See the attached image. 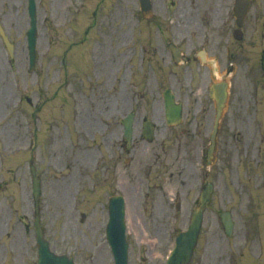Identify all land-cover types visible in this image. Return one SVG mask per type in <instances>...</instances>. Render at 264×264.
I'll return each instance as SVG.
<instances>
[{
	"label": "rangeland",
	"instance_id": "374dc122",
	"mask_svg": "<svg viewBox=\"0 0 264 264\" xmlns=\"http://www.w3.org/2000/svg\"><path fill=\"white\" fill-rule=\"evenodd\" d=\"M153 1L156 12L163 2L169 10L158 34L162 42L171 40L169 28L185 33L180 27L201 24L204 16L217 23L224 7L222 0ZM251 1L241 40L226 33L225 41L217 36L216 27H204L212 63L198 64L202 71L197 74L195 67L171 63L158 36L149 40L140 36L142 22L134 15L137 0H37L39 57L36 67L28 71L26 0H0V16L15 45L9 59L0 43V165L4 173L0 177L7 181L0 196V264H33L35 259L33 205L25 166L27 125L35 121L25 101L18 103L24 94L40 107L34 111L38 124L31 132L38 134L34 153L45 176L41 225L53 250L72 255L76 264H113L105 239L106 197L118 189L119 180L127 200L128 264H164L174 237L187 226L195 207L192 197L205 175L213 191L191 264H264V77L259 69L264 0ZM215 2L222 3L221 9ZM217 39L225 41L221 47L229 45L239 52L237 58L227 61L225 48L216 52ZM140 46L150 57L147 63L140 59ZM230 63L234 70L226 75L230 94L218 126L217 150L209 165L200 169L197 156L209 143L206 136L214 103L204 90L203 95L191 91L198 88L197 75L215 81ZM213 66L216 77L202 75ZM164 87H172L186 102L185 120L173 127L180 140L188 137L181 127L196 131L195 123L200 122L201 131L191 145L178 147L174 142L179 139L165 126L164 149L155 150L149 143L150 150L139 148L135 163L124 166L133 155L119 151L125 107L136 110L139 118L158 115L161 119ZM199 103L208 104L207 120L203 113L195 115ZM190 119L188 125L185 121ZM159 126H164L162 121ZM156 133L155 141L160 143L158 129ZM156 152L160 157L153 165ZM117 156L118 169L111 174L105 167ZM149 182L161 184L162 190H154L147 199L144 183ZM224 210L232 213L235 222L231 236L221 224Z\"/></svg>",
	"mask_w": 264,
	"mask_h": 264
},
{
	"label": "flooded vegetation",
	"instance_id": "af4514ba",
	"mask_svg": "<svg viewBox=\"0 0 264 264\" xmlns=\"http://www.w3.org/2000/svg\"><path fill=\"white\" fill-rule=\"evenodd\" d=\"M164 1V0H163ZM224 3V7H223V12H222V15H221V18L219 21H221V29L218 28V23L219 21L216 23H213L214 22V19L212 17H205L204 16V22L202 21L201 24L199 23H196L194 26L192 25H184V27H180L182 29L185 30V33H179L178 31H176L175 33L170 30V28L168 29L169 33L172 35L171 36V40H167V41H161V36L158 35L159 32L162 30V25L163 23H165V21L162 19V18H167L168 16L165 14L166 12H168L169 10L164 6V2L161 4V11L159 12H156V9H153L154 12H156V14L158 15V18L156 17H147L145 18L143 16V13L140 11L139 14H140V18H141V21L142 23H140V32H144V31H147L148 33H150L149 35H145V37L149 40L152 39V35H155L156 37L158 36V39L157 41L159 42L160 45L164 46L166 48L165 50V54L167 56V58H169L171 61H173V63H178V61H184L186 62V64H188L191 68H194V65H196V73L199 74V71L201 70V66L202 65H198V64H202V62H204V58H206L208 56L210 52L209 50V47H210V44H209V36H208V31L205 29V28H211V27H216L214 29V31L217 33V36L220 37V38H223L225 39V41L227 40L225 38V34L230 33V36L234 38V30L237 28V24H236V18L233 14V5H234V1L235 0H222ZM215 4L218 5L217 9H219V4L222 5V3L220 2L219 4L217 2H215ZM172 5V3H171ZM227 6H229V15L228 16H225L224 18V11L225 9L227 8ZM221 9V8H220ZM213 10L216 12V7L214 6L213 7ZM174 11L173 10V14H174ZM219 12L221 10H218ZM232 11V13H231ZM162 17V18H161ZM151 19H156L157 20V23L155 20H151ZM144 20V21H143ZM0 22L4 27V31L5 33L8 35L9 39L11 38L10 37V34H9V30L8 28L6 27L4 21H3V17L0 16ZM168 27H172L171 24H167ZM205 27V28H204ZM143 34V33H142ZM224 40L222 41L221 39H217L215 42V48H216V52L220 51L221 48H225V58L227 60H230V59H236L237 56H238V53L237 51H234V50H231L232 47L231 46H223L221 47V45H223V42H225ZM228 42V41H227ZM0 43L2 45V48L4 50H6L7 54H9V51H8V47L6 45V43L4 42V39L2 37V34H1V31H0ZM174 44L176 49L180 52H175V50L172 49L171 45ZM13 45V43H12ZM14 50V45H13V48ZM239 51H240V48L238 47ZM221 53V52H220ZM164 54V52H163ZM10 55V54H9ZM206 65V64H205ZM229 70L231 71L232 70V67H228ZM207 71H204L202 73V75H207ZM199 78V82L197 83V87L195 90L191 91L192 94L196 95L198 92H201L203 89L206 91V93H208V89H207V78L206 77H201L200 75H197ZM48 82V79L45 81V84H47ZM202 83V87H200ZM181 87L178 88V91H181ZM177 94H179L178 92H176ZM175 93V94H176ZM176 94V96H177ZM62 99V102H64V99L63 97H61ZM27 102H28V107L29 109H32L31 111V114L30 116L32 117L33 121H36L37 122V117L36 115H34V111H37L38 109H40L39 105L37 104H33L32 102H30L29 99H26ZM63 105V104H62ZM208 104H204L203 108H202V112L204 114V119L207 120V113H208V108H207ZM186 109V108H185ZM189 109V108H188ZM128 113V111L126 112V114ZM125 114V115H126ZM157 116V115H156ZM155 115L153 117V121H154V118L156 117ZM163 116H164V112H163ZM124 118V117H123ZM146 119V116L143 115L141 118H139V116L137 115V113L134 111V118H133V124L135 122L138 123V129L136 130V133L134 132L133 130V136H132V140L131 142L129 143L127 141V139L123 138V136H121L120 138V143H119V151H120V154L121 153H126V154H133L132 157L130 159H125V163H124V166H131L132 164H134L135 162V157H134V154L135 152L138 151L139 148H143L142 150L144 149H147V150H150L148 144L152 143L154 144L153 148L156 150L158 147L160 148H163L164 149V142H161L162 140H164V132L162 131V128L163 127H156V125L154 126V136L147 140L146 139V135H145V132H144V120ZM183 120H184V116H183ZM123 121V119L121 118L120 119V123ZM165 121V120H164ZM192 121L193 119H190V120H186L185 122L188 123V125H191L192 124ZM156 122V121H155ZM196 126H197V130L196 131H192L190 129V126L188 127H182L181 128V132L186 134L188 137L186 140L184 141H181L179 136H178V133L176 134L173 130V127L172 126V130L170 131V133L172 134L173 137H175V139H179L178 141L174 142V143H177L178 144V147L182 146V144H189L191 145V142L193 141V137H195L199 131L198 129L201 131L199 125H200V122H196L195 123ZM166 126V124H165ZM158 128L159 130V135L162 137L160 141V143H157L155 140H156V134H155V130ZM191 130V132L189 131ZM135 134V135H134ZM143 141L144 143L140 144V142ZM207 141V139H206ZM140 144V145H139ZM205 144V143H204ZM210 144V143H209ZM159 145V146H158ZM192 147V146H191ZM208 149H209V145L205 147V150L201 149L200 151H204V154L206 156V165L208 164L209 160L207 159L208 157ZM134 150V151H133ZM217 150V142L215 141V144H214V148H213V152H216ZM160 157V153L159 152H156V158L153 162V165H155L156 163H158V159ZM119 158L120 156H117L113 162H110L108 167H105V170H107V168L109 169L110 173L113 174L117 169H118V165H119ZM151 167V165H149V168ZM63 170V169H62ZM149 170V169H148ZM146 174H148V171L146 172ZM146 180H150L149 178H147ZM117 184L119 185L118 187H121L120 186V182L119 180H117ZM157 184L158 183H152V185L149 183H144L145 185V190L147 192L146 194V198L148 199L149 198V194L151 192H154V190L157 189ZM159 186H161L160 184H158ZM123 188V186H122ZM124 189V188H123ZM160 189V188H158ZM153 190V191H152Z\"/></svg>",
	"mask_w": 264,
	"mask_h": 264
},
{
	"label": "water",
	"instance_id": "95a60500",
	"mask_svg": "<svg viewBox=\"0 0 264 264\" xmlns=\"http://www.w3.org/2000/svg\"><path fill=\"white\" fill-rule=\"evenodd\" d=\"M147 3V0H144ZM33 3V0H32ZM34 6L31 7V13L33 14ZM34 27V25H33ZM34 47V37L31 36L29 49L32 52ZM225 98L224 91L221 92L220 96L217 98L218 108H221ZM37 189V187H36ZM38 193V189L35 190ZM208 199V195L204 194L201 200L200 207L196 210L192 217V221L188 229L177 237L176 247L172 252L168 264H187L190 256L192 254L193 246L196 242L197 235L201 225L202 219V207ZM123 210L122 204L119 198L110 200L109 203V221L106 226V233L108 241L112 247L114 254L115 264H126L127 263V242L124 237V223H123ZM37 230V243H38V259L37 264H73L72 259L68 258L66 255H57L49 248V243L42 236V232L39 229L38 221L36 222ZM230 228L228 229V231Z\"/></svg>",
	"mask_w": 264,
	"mask_h": 264
}]
</instances>
